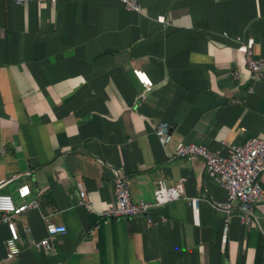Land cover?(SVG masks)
<instances>
[{"label": "crops", "instance_id": "0c3cea01", "mask_svg": "<svg viewBox=\"0 0 264 264\" xmlns=\"http://www.w3.org/2000/svg\"><path fill=\"white\" fill-rule=\"evenodd\" d=\"M138 3L135 12L117 0H0V193L36 203L14 217L13 264H264V200L258 223L244 225L235 211L214 208L226 191L200 158L172 157L180 141L226 155L264 137V69L252 77L235 40L252 37L264 61V0ZM132 68L150 78L149 92ZM160 121L171 125L165 145L155 135ZM114 170L135 201H151L158 179L181 182L184 194L152 210V222L103 221ZM78 182L92 210L79 204ZM195 196L198 223L187 203ZM45 216L66 228L47 252L30 246L46 236ZM7 236L0 223V264Z\"/></svg>", "mask_w": 264, "mask_h": 264}, {"label": "built area", "instance_id": "2783aa9c", "mask_svg": "<svg viewBox=\"0 0 264 264\" xmlns=\"http://www.w3.org/2000/svg\"><path fill=\"white\" fill-rule=\"evenodd\" d=\"M33 1L46 2L49 0H13L18 5ZM117 1L127 10L137 12L140 9L138 0ZM160 20H162V17ZM235 40L239 42L238 49L245 54V64L252 77L261 76L264 61L256 58L252 52L253 38L250 37L243 41L241 37L237 36ZM131 72L145 92L152 89L153 83L145 71L132 68ZM237 74V71H235L234 75ZM155 135L160 145L170 142L172 138L170 123L160 121L155 127ZM172 157L200 158L203 161L205 173L226 191V200H215L213 202L214 208L223 210L227 214L235 211L240 222L244 225L258 223L255 208L259 202L264 200V188L259 183V177L264 171V137H251L242 144L233 145L226 155L214 153L200 143L180 141L175 145ZM77 190L79 204L88 210H92V204L88 201L82 182L77 183ZM112 191L114 202L110 208L101 212L103 221L141 216L147 222H152L150 212L181 198L184 194V186L181 182L167 186L159 179L154 180L152 182V200L140 199L135 201L132 199L129 183L124 173L121 170H114ZM28 193L29 188L27 185H23L18 189L21 198H24ZM200 201L201 199L197 196L187 200L195 223H198ZM35 204L34 201L15 204L11 195L0 193V223H4L8 231V236L5 239L3 264H13L20 253V247L18 246L20 234L14 217ZM44 220L46 236L38 240H32L30 246L36 250L47 252L52 248V240L56 238L57 234L65 233L66 228L63 225L51 222L49 217L45 216ZM159 220H165V217L160 215ZM25 230L29 231V228L27 227ZM227 231L228 223L224 219L221 227L222 242L226 241Z\"/></svg>", "mask_w": 264, "mask_h": 264}, {"label": "bare ground", "instance_id": "6f19581e", "mask_svg": "<svg viewBox=\"0 0 264 264\" xmlns=\"http://www.w3.org/2000/svg\"><path fill=\"white\" fill-rule=\"evenodd\" d=\"M27 197V196H26Z\"/></svg>", "mask_w": 264, "mask_h": 264}]
</instances>
